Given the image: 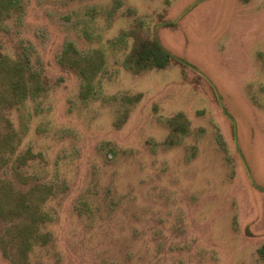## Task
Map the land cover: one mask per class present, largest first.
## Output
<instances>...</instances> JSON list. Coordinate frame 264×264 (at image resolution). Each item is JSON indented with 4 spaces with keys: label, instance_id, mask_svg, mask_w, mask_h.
Listing matches in <instances>:
<instances>
[{
    "label": "rangeland",
    "instance_id": "374dc122",
    "mask_svg": "<svg viewBox=\"0 0 264 264\" xmlns=\"http://www.w3.org/2000/svg\"><path fill=\"white\" fill-rule=\"evenodd\" d=\"M156 30L197 70L135 72ZM27 47L0 264H264V0H19L0 52Z\"/></svg>",
    "mask_w": 264,
    "mask_h": 264
},
{
    "label": "trees",
    "instance_id": "16d2710c",
    "mask_svg": "<svg viewBox=\"0 0 264 264\" xmlns=\"http://www.w3.org/2000/svg\"><path fill=\"white\" fill-rule=\"evenodd\" d=\"M18 3L19 0H0V28L1 23L10 15V10L17 8ZM175 24V21L162 23L166 26H174ZM153 35L152 40H147L146 44H143L140 48L135 47L134 51L127 57L128 61L134 63L135 72L139 73L148 68H163L172 61L197 70L193 64L184 58L168 51L160 42L157 30ZM28 50L27 47L22 54L20 53L15 58H10L0 52V106L2 107L11 108L14 105L21 104L30 92L38 95L45 90L39 81L41 71L31 61L30 55L27 53ZM73 63L77 64L75 60ZM79 75L83 76V72H80ZM29 77H33L36 83L28 84ZM225 113L232 119L229 113L226 111ZM259 255L264 262V246L259 249Z\"/></svg>",
    "mask_w": 264,
    "mask_h": 264
},
{
    "label": "crops",
    "instance_id": "0c3cea01",
    "mask_svg": "<svg viewBox=\"0 0 264 264\" xmlns=\"http://www.w3.org/2000/svg\"><path fill=\"white\" fill-rule=\"evenodd\" d=\"M263 246H264V245H263ZM263 246H262V247H263ZM262 247H261V248H262ZM259 256H260V255H259Z\"/></svg>",
    "mask_w": 264,
    "mask_h": 264
}]
</instances>
